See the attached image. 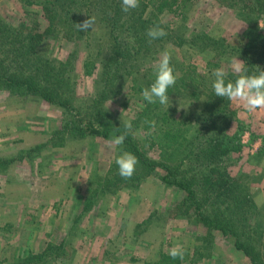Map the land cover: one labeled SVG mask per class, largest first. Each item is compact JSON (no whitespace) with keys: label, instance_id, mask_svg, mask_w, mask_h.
I'll use <instances>...</instances> for the list:
<instances>
[{"label":"rangeland","instance_id":"374dc122","mask_svg":"<svg viewBox=\"0 0 264 264\" xmlns=\"http://www.w3.org/2000/svg\"><path fill=\"white\" fill-rule=\"evenodd\" d=\"M144 1L139 0V7L122 17L118 38L127 33L125 25L134 21ZM227 3L189 0L183 11L161 14L162 28L168 26L179 36L155 46L154 53L137 63L138 67H156L161 53L168 50L174 70L181 61L190 60L201 73L208 71V60L230 70V62L236 57L216 53L205 46L201 36L210 35L226 47L239 43L246 23ZM39 12V6L25 5L22 0H0V19L12 28L20 27L22 33L40 27L35 21ZM90 15L96 20L94 29L81 39L47 38L40 49L56 69L61 70L65 64L64 68L70 70L76 91L70 109L38 96L20 97L0 89V156L13 158L6 172L0 173V264H12L13 259L29 251H48L49 245L55 252L44 264H145L157 262L175 245L185 250L184 264H250L230 238L218 231L210 233L192 217L177 212L181 191L162 183L161 169L149 174L137 189L108 193L83 210L80 197L94 189L121 153L112 138L66 137L53 144V132L64 124L71 127L77 119L84 124L86 107L92 103H96L94 107L102 105L120 121L130 120L138 101L129 83L115 98L93 101L101 87L100 63L112 47L111 36L97 12L91 10ZM258 26L264 32V14ZM84 58L90 61L86 63L92 71L89 74ZM93 63L97 66L92 70ZM176 100L178 109L183 108L180 103L186 100ZM233 108L237 110L231 116L230 131L235 129L237 117L245 129L241 134L242 151L231 155L228 172L252 177L251 192L264 215V154L259 151L264 141V109L249 113L240 101H234ZM130 133L140 141L145 134L141 129H131ZM141 145L147 158H158L156 148L148 143Z\"/></svg>","mask_w":264,"mask_h":264},{"label":"trees","instance_id":"16d2710c","mask_svg":"<svg viewBox=\"0 0 264 264\" xmlns=\"http://www.w3.org/2000/svg\"><path fill=\"white\" fill-rule=\"evenodd\" d=\"M226 1L229 7L237 9L239 18L246 23L239 43L226 47L210 35L202 34L204 44L216 53L232 54L243 61L248 74H258L264 70V32L258 26V19L264 14V0ZM22 2L28 6H39L40 12L35 21L40 27L22 33L20 27L12 28L0 19V89L5 88L20 97L38 96L49 104L70 109L76 93L71 72L64 68L65 64L61 70L56 69L47 62L40 49L47 38L62 36L73 42L81 39L87 32L78 31L76 23L91 17V10H95L111 36L112 49L101 63L99 61L101 87L93 101L105 102L110 97L115 98L127 83L134 96L138 97L130 120L132 130H144V137L140 141L138 136L133 138L129 132L123 145L118 146L119 153L128 151L138 158L136 171L131 179H124L114 163L94 189H89L80 197L83 210L87 211L108 193H116L122 188L137 189L149 174L161 169L163 173L159 178L162 183L181 191L175 205L180 215L192 217L210 233L218 231L230 238L233 247L241 251L250 264H264V215L251 192L252 177L244 172L236 175L228 172L231 155L242 151L241 134L245 127L237 117L235 129L230 131L231 116L237 110L233 108L234 101L214 94L213 71L219 68L218 64L206 61L208 71L201 73L192 60L178 63L174 70L178 79L168 89V106L158 102L149 104L141 95L143 89L154 81L155 67L139 68L137 63L148 59L154 53L155 46H163L165 40L177 36L174 30L165 26L167 34L150 42L147 30L153 25H162L159 20L161 14L183 11L189 0L144 1L134 21L125 25L127 33H121L119 38L117 34L122 29L121 19L126 14L121 10V0ZM20 25L24 27L25 22ZM122 38L132 41L124 43ZM207 47L201 48L209 50ZM84 60L85 65L90 63L88 59ZM96 64L93 63L92 70ZM89 68L85 66L87 74L92 72ZM227 71V80L235 81L236 74ZM177 98L186 100L180 103L181 109H178ZM94 105L92 103V108L86 107L84 124L82 119H77L71 127L64 124L62 129L55 130L53 144L64 141L66 137L91 135L114 139L124 133L120 120L103 109L102 105ZM146 121H154L155 125ZM143 143L156 148L158 158H147L141 148ZM259 151L264 154V141ZM12 161V157L0 156V173L6 172ZM46 249L48 251L42 253L29 251L27 255L13 259L12 264H44L55 252L52 245ZM145 264L184 263L163 253L157 262L147 261Z\"/></svg>","mask_w":264,"mask_h":264},{"label":"clouds","instance_id":"9594fccd","mask_svg":"<svg viewBox=\"0 0 264 264\" xmlns=\"http://www.w3.org/2000/svg\"><path fill=\"white\" fill-rule=\"evenodd\" d=\"M137 7H139V0H121V10L125 13ZM95 23V17L88 16L81 23H76V28L80 32H88L89 29H94ZM166 34L164 28L159 25L151 26L146 33L150 42L160 39ZM229 68L237 76L235 81L227 80L229 72L224 67L214 69L213 76L215 79L212 88L215 96L227 98L229 101L243 102V107L249 113L264 109V70L258 74H248L243 61L238 58L232 59ZM154 71V81L149 87L143 89L141 95L149 104L158 102L162 106H168L170 99L168 89L174 86L178 79V74L174 73V68L171 65L170 51L165 50L161 53ZM121 123L124 133L113 139V143L117 146L123 145L126 136L132 129L131 120H123ZM146 123L155 125L154 121H146ZM115 162L118 166L119 175L124 179H131L139 163L138 158L128 151H122ZM168 255L172 259L179 258L182 260L185 250L181 246L175 245L169 249Z\"/></svg>","mask_w":264,"mask_h":264}]
</instances>
